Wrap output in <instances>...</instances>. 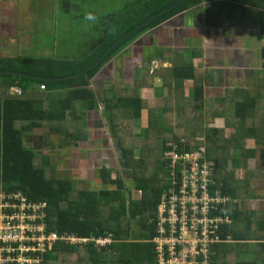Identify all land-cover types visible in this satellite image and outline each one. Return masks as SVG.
<instances>
[{"label": "trees", "instance_id": "1", "mask_svg": "<svg viewBox=\"0 0 264 264\" xmlns=\"http://www.w3.org/2000/svg\"><path fill=\"white\" fill-rule=\"evenodd\" d=\"M87 1L58 3L53 12L49 30L53 40L62 44L66 38L76 43L67 46L66 51L47 41L42 54L33 49L29 54L0 55L1 70L47 78L69 76L98 61L87 72L65 80L0 73V188L18 189L33 202L46 201L52 230L80 237L112 238L104 246H96L94 240L57 243L53 259L51 254L46 255L40 264H155L151 239L155 235L157 203L171 186L170 150L174 145L182 150L203 149L214 167L213 187L236 198L239 190L247 186V159L256 155L258 144L264 145V92L261 89L248 96L237 87L226 88L220 105L212 100L209 105L196 74L200 63H194L201 57V49L193 48L188 57L171 49H157L136 68L132 83L107 79L101 97H97L92 84L101 68L146 30L204 0L184 1L128 35L104 56L122 35L176 0H123L113 6L105 3L107 11L94 13L95 21L86 19L91 11ZM235 1L255 4L252 0ZM58 12L68 16L60 18ZM66 26L76 29L70 32ZM262 54L264 57V51ZM155 61L159 63L158 70L154 68ZM157 76L168 89L166 96L153 97ZM184 80L193 81L189 95L184 90ZM78 101L81 111L96 109L99 102L103 103L102 115L117 140L120 160L132 172V186L139 198H126L123 178L120 174L112 178L108 167L99 169L103 183L99 189L85 181L54 176L51 159L31 144L36 130H50L67 144L85 139V120L74 110ZM172 115L177 127L171 121ZM136 122L142 125L140 133L134 131ZM228 209L233 221L224 225V233L233 240L216 246L218 255L212 264H229L227 252L235 255L233 264H264V222L255 218L254 211L242 210L238 203L229 202ZM129 219L137 221L135 239L128 238Z\"/></svg>", "mask_w": 264, "mask_h": 264}, {"label": "crops", "instance_id": "2", "mask_svg": "<svg viewBox=\"0 0 264 264\" xmlns=\"http://www.w3.org/2000/svg\"><path fill=\"white\" fill-rule=\"evenodd\" d=\"M11 1L15 3V15L13 17L16 18L22 16L17 11L21 5L22 8L23 4L30 7V4L34 1H44L52 15L51 21L49 20L45 24L52 28L54 22L53 12L58 7V3L65 4V2L72 0H10L9 2ZM81 1L87 0H79V2ZM121 1L123 0H112L107 3L104 0H88L87 2L90 3L86 7L91 10L88 13H103L107 11V6L103 4L107 3L106 5L113 6ZM17 3H21V5L18 6ZM255 4L235 0H204L201 4L179 11L158 25L146 30L144 34L127 47L126 51L121 53L127 57L125 67L122 65V59L118 65L117 56L101 68L95 77V83L92 85L99 86L102 81L109 80V78L112 80L114 78L118 79V73L121 74L119 78L124 80L125 77L133 81L136 68L148 57L153 56L157 49H171L188 57L192 55L191 50L193 48H198L201 49L202 54L201 57L194 59V63H200L196 65L198 71H196V74L198 80L202 83L207 104L210 105V100H212L213 104L219 106V100L226 88L237 87L243 94L254 96L258 92L257 90L263 89L264 91V74L261 72L264 70V57L262 54L264 51V32L262 30L264 26V6L258 3ZM33 12L36 13L35 17L39 16L38 9L33 10ZM65 28L70 32L74 30L71 26ZM34 32H30V34ZM35 48L34 43L32 50ZM29 52L27 53L29 54ZM19 54L26 53L15 52L14 55ZM0 55L2 54L0 53ZM169 65V63H164V66ZM116 67H119V69H116ZM256 80H258V84ZM192 82V80H184L183 82L187 95H189L192 88ZM155 83H157L155 86L158 87L160 93L158 96H166L168 89L162 85L161 80L156 79ZM103 89V87L101 90L94 88L97 97H101ZM97 114L99 115L98 126L92 120V117L98 116ZM79 116L85 120L87 131L86 138L79 140V143L88 144L90 142L91 145L83 159L86 161V168L79 169L77 172L84 174L91 169L93 170L92 161L95 162L97 157L105 156V158L110 159V162H113L116 157V161H119L121 158L117 149V140L111 135L109 136L106 129L102 128L105 127L103 124L105 125L106 121L104 122L105 117L101 114L99 105L96 109L80 111ZM43 132L40 136L44 138L41 143H44L46 139ZM108 138H110L109 141ZM100 144L102 148L98 150ZM108 144H111L112 147L110 148ZM40 152L45 155L44 149ZM255 160L264 162L263 146L261 148L259 146L256 155L249 157L247 162H254ZM258 172L264 179V163L260 167L258 166ZM111 177L114 178L112 175ZM78 180L85 181L89 185L87 178L80 177ZM244 210L247 211V209ZM254 210L250 209L248 211ZM254 215L258 221L262 220L264 222V200L258 199V212L255 210ZM259 242L260 240H258V250H260ZM261 248L263 254L264 246ZM231 254L227 252V257L229 258Z\"/></svg>", "mask_w": 264, "mask_h": 264}, {"label": "built area", "instance_id": "3", "mask_svg": "<svg viewBox=\"0 0 264 264\" xmlns=\"http://www.w3.org/2000/svg\"><path fill=\"white\" fill-rule=\"evenodd\" d=\"M170 158L171 186L157 203L151 239L155 264H212L216 248L233 240L224 225L233 221V206L228 209V204L235 200L213 187L214 167L203 149L174 145ZM46 206V201L33 202L18 189L0 188V264H40L60 242L94 240L104 246L112 241L110 236L88 238L52 230Z\"/></svg>", "mask_w": 264, "mask_h": 264}, {"label": "rangeland", "instance_id": "4", "mask_svg": "<svg viewBox=\"0 0 264 264\" xmlns=\"http://www.w3.org/2000/svg\"><path fill=\"white\" fill-rule=\"evenodd\" d=\"M10 0H1L0 1V53L2 55H14L15 52H22L26 53L29 51H32V48L34 47V43H37L36 45L39 46V50L41 51L40 54L43 53L45 43L49 41V43L54 42L55 46L57 45L58 49H61L63 51H66L68 48L67 46L75 45L76 43L71 42L70 39L65 38L64 43H60L59 40L54 41V35H50L51 33L49 30L52 28L49 27V25L45 24V22H49L50 18L52 17L51 11H49L48 6L45 4L44 1H34L33 3L30 4V7H28L27 4H23V8L21 3H17L20 8L17 9L19 12V15L22 14L21 17H13L15 15V3L13 1L9 2ZM112 0H104V2H111ZM27 5V7H26ZM38 9V15L35 17V12L33 10ZM22 12V13H21ZM60 15V18L62 17H67L68 14L64 12H58ZM70 16V15H69ZM80 25V24H79ZM77 26V25H76ZM76 26L74 29H76ZM44 28H46L44 30ZM35 31L33 34H30V32ZM76 33V32H75ZM76 38L77 36L74 35ZM34 37V38H33ZM76 41H79L77 39H74ZM33 41V43H32ZM49 47V45H47ZM35 51L36 48H35ZM31 53V52H29ZM37 53V52H36ZM18 54V53H17ZM33 54V53H32ZM116 58V57H115ZM122 59V65H126L127 62V57L123 56V54L118 55V65L121 63ZM158 62L154 63V68L158 70ZM125 67V66H124ZM119 69V67H116V69ZM115 69V68H114ZM121 69V68H120ZM113 70V69H112ZM110 70V71H112ZM117 72V70H115ZM264 74V70L261 71ZM260 72V73H261ZM121 76L120 73H118V79L114 78V80L109 78L110 82H125L126 84L132 83L129 79H126L124 77V80L119 78ZM156 79H160L159 76H157ZM121 83V84H122ZM104 82L100 83V87L96 85V88L101 90L103 87ZM154 85H157V83L154 82ZM237 85V84H236ZM108 86V83L107 85ZM261 90V89H260ZM264 92L263 90H261ZM160 93L158 92V87L155 86L153 89V97L158 96ZM100 101V100H99ZM98 101V102H99ZM103 103L99 102V110L102 114L103 110ZM82 109L81 103L78 101V104L74 105V110H77L76 115L80 114V111ZM98 115V114H97ZM98 116L92 117V120L95 121V125L98 124ZM172 117H174L172 115ZM106 119L104 120V122ZM171 121L174 122L175 127H177V120L174 117L171 119ZM86 126V125H85ZM98 126V125H97ZM102 127L106 129L108 135L110 136V129H109V124L107 121L105 122V125L103 124ZM141 123H135L134 131H137L140 133L141 131ZM42 134V131H39L37 133H34V136L32 139H30V142L33 146H35V149L38 151H43L45 155L44 157H49L51 161L53 162L55 166V171L52 172L54 176L58 177H69V180H74V182H77L78 178L84 177L87 178L89 181V186L93 189H99L103 187V183L101 178L99 177V168L101 167H108L111 169V175L113 177L116 176V174H120V176L124 180V185H125V194L124 196L128 198V196H132L134 198H139V193L137 190L133 189L132 186V172L129 168H126L123 165V162L121 160L116 161L114 158L113 162H110V159L105 158V156H102L100 158L97 157L96 161H92L93 165V170H89L88 172L82 174L79 171V169H85L86 168V161L83 160L84 157L87 155V150L90 149L91 143L88 142L82 143L79 141L77 143H70L69 145L67 142L62 140L60 135L58 136L52 131L45 130L43 132L44 136L46 137L44 143H41V140L44 139L40 136ZM39 137V138H38ZM110 138H108V141ZM81 141V140H80ZM110 143V142H109ZM109 147L111 148V144H108ZM261 147L260 144H258ZM86 147V148H85ZM264 147V145H263ZM100 146H98V150H100ZM35 150V151H36ZM137 152V150H136ZM138 156V155H137ZM264 163L261 160H255L253 161H248L247 166L245 168V177L247 178V186L243 187L242 189L239 190L237 197L234 198L235 202L238 203L239 207L242 208V210L247 209H255L258 212V199L261 201L264 200V179L262 178V175H260V172H258V166L260 167ZM232 167V166H231ZM239 167V166H238ZM241 168H239V171ZM114 187V186H112ZM130 190L127 192V190ZM254 210V211H255ZM258 216V215H257ZM129 224V229L130 233L128 234L129 239H135L137 238V232L136 230L138 229L136 227L137 221L134 219H129L127 221ZM129 231V230H128ZM56 255L55 253H51V259ZM226 262L229 264H233L236 257L232 253L231 256L226 257ZM61 261H58L57 264H61ZM56 264V263H55Z\"/></svg>", "mask_w": 264, "mask_h": 264}, {"label": "water", "instance_id": "5", "mask_svg": "<svg viewBox=\"0 0 264 264\" xmlns=\"http://www.w3.org/2000/svg\"><path fill=\"white\" fill-rule=\"evenodd\" d=\"M186 0H176L174 1L171 5L167 6L166 8L158 11L157 13H155L154 15H152L151 17L147 18L145 21L141 22L140 24H138L137 26H135L134 28H132L131 30H129L128 32H126L124 35H122L116 42H114L105 52L102 56L106 55L113 47H115L116 45H118L120 42H122L128 35L136 32L137 30H139L140 28L144 27L145 25H147L148 23H150L151 21H153L154 19L158 18L159 16L163 15L164 13L169 12L170 10H172L173 8H175L176 6H178L179 4L183 3ZM255 3H258L259 5L264 6V1L263 0H252ZM98 61H96L95 63H93L92 65L86 67L85 69L74 73L72 75L69 76H63L60 78H47V77H43V76H34V75H30L27 73H22V72H17V71H8V70H1L0 69V73L3 74H10V75H17V76H26V77H32L34 79H40V80H45V81H55V80H65V79H69L75 76H79L80 74H83L85 72H87L89 69L95 67L97 65Z\"/></svg>", "mask_w": 264, "mask_h": 264}, {"label": "clouds", "instance_id": "6", "mask_svg": "<svg viewBox=\"0 0 264 264\" xmlns=\"http://www.w3.org/2000/svg\"><path fill=\"white\" fill-rule=\"evenodd\" d=\"M86 19L88 21H95L96 17L92 13H87L86 14Z\"/></svg>", "mask_w": 264, "mask_h": 264}, {"label": "flooded vegetation", "instance_id": "7", "mask_svg": "<svg viewBox=\"0 0 264 264\" xmlns=\"http://www.w3.org/2000/svg\"><path fill=\"white\" fill-rule=\"evenodd\" d=\"M142 40H143V39H142ZM256 81H257L256 83L258 84V80H256Z\"/></svg>", "mask_w": 264, "mask_h": 264}]
</instances>
